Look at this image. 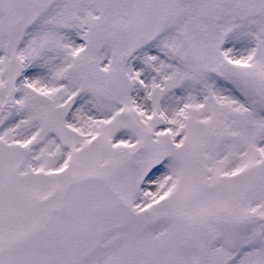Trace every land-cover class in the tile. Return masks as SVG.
I'll return each mask as SVG.
<instances>
[{"label": "snow or ice", "instance_id": "obj_1", "mask_svg": "<svg viewBox=\"0 0 264 264\" xmlns=\"http://www.w3.org/2000/svg\"><path fill=\"white\" fill-rule=\"evenodd\" d=\"M0 264H264V0H0Z\"/></svg>", "mask_w": 264, "mask_h": 264}]
</instances>
